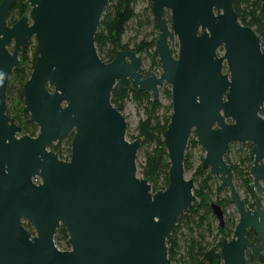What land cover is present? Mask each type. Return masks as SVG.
I'll list each match as a JSON object with an SVG mask.
<instances>
[{"label": "water", "instance_id": "1", "mask_svg": "<svg viewBox=\"0 0 264 264\" xmlns=\"http://www.w3.org/2000/svg\"><path fill=\"white\" fill-rule=\"evenodd\" d=\"M20 1L0 4V264H171L168 240L198 203L195 180L185 177L192 136L206 152L203 170L222 178L240 214L234 237L222 242L223 264H248V254L259 261L263 203L246 206L225 160L232 145L251 144L252 188L264 194V52L240 22L236 0H150L162 74L148 78L136 52L120 51L111 63L99 56L96 36L113 0H26L29 14L11 26ZM32 40L37 61L23 86V112L37 137L7 115L10 78ZM165 85L173 108L164 136L169 186L153 193L139 178L142 140L127 139L112 94L123 86L158 101ZM70 137L71 158L63 161L50 148ZM211 209L224 227L223 208ZM61 228L70 251L55 243Z\"/></svg>", "mask_w": 264, "mask_h": 264}, {"label": "trees", "instance_id": "2", "mask_svg": "<svg viewBox=\"0 0 264 264\" xmlns=\"http://www.w3.org/2000/svg\"><path fill=\"white\" fill-rule=\"evenodd\" d=\"M139 0H113L106 8L103 15L97 36L96 48L101 60L105 63H111L118 52L133 51L139 56L147 55L158 70H161L159 57L156 49L157 41L142 40L135 43L122 42L127 26L132 22H137L135 5ZM150 12L153 17L154 27L158 30L157 19L153 13L150 0ZM1 4V0H0ZM235 10L239 16L242 25L251 28L261 40L264 50V17L262 14V0H236ZM30 7L26 0H21L14 6L9 15V24L12 26L28 15ZM169 23L171 18L168 16ZM138 25L143 28L147 24H152L149 17ZM131 46L133 48H131ZM28 50L25 49L20 54V66L17 68L9 83L7 94V115L15 120L16 124L22 128L23 134L31 137H37L39 129L36 125L29 123V118L24 115L23 86L30 79L37 61V47H33L32 56L29 57ZM154 67V68H155ZM153 68V69H154ZM146 78L153 76L154 71H142ZM163 88V87H162ZM161 88V90H162ZM163 92L166 98L171 99V88L165 86ZM127 101H131L137 107L140 117L136 127V136L131 137V141L142 140V146L139 151L137 164L139 174L156 189L166 190L169 186L168 153L164 144V136L171 122L173 113L172 104L165 106L160 100L154 101L151 94L134 91L131 88L118 86L112 94V104L121 107L122 112ZM264 118V112L261 113ZM72 137L61 144L52 146L50 149L55 152L63 161H69L71 158ZM236 149L235 151H233ZM139 156V155H138ZM227 164L232 168L234 181L243 183L249 193L255 197V192L251 189L253 179L250 176V170L254 165V156L252 146L232 145L225 158ZM190 155L186 154L185 171L192 169ZM197 176L203 178L200 184V190L195 191L198 203L185 215L180 218L176 232L168 240L169 259L171 264H223L222 242L229 239L231 231L229 223L225 226L215 228L216 217L211 209V204L216 203L223 208L232 205L229 191L220 187L213 190L210 185L212 175L203 170V164L197 171ZM158 185H162L158 188ZM221 186V185H220ZM214 193L224 195L223 199L213 202L211 196ZM247 206L248 203L245 201ZM253 207V206H252ZM251 207V208H252ZM254 208V207H253ZM239 224V222H238ZM238 224L232 223V228ZM29 232L34 234L31 225L25 224ZM218 230V234L215 231ZM249 238L259 244L258 236L251 232ZM55 243L61 251H69V237L64 228H61L56 236ZM249 264H264V256L259 261L254 260L248 255Z\"/></svg>", "mask_w": 264, "mask_h": 264}, {"label": "rangeland", "instance_id": "3", "mask_svg": "<svg viewBox=\"0 0 264 264\" xmlns=\"http://www.w3.org/2000/svg\"><path fill=\"white\" fill-rule=\"evenodd\" d=\"M135 13L137 14V17H138L137 22L132 21L127 26V29H126V32H125V35L123 37L122 42L124 44H127L128 42L133 41L135 44V43L141 42L142 40L157 41L159 38V31L155 29L154 23H152L154 21V19L151 16L149 1L148 0H139L137 2V4L135 5ZM148 17H149L150 22L152 24H147V25L143 26V28H141L138 25V21L141 20L142 22H145L144 20ZM35 44H36L35 40H32L30 42L29 46L26 48L29 52L28 53L29 57L32 56L33 47ZM131 48H133V47L131 46ZM9 49H10V51H12L13 46H10ZM178 49H179L178 44H176V46L174 48L175 56H177V54H178ZM218 55H219V57H223L225 55L224 49H220L218 52ZM139 57L142 59V62H143L142 63V71L143 70L144 71H154L155 75H157L158 77L161 76L162 69L158 70L157 67L154 66L152 60L147 55L139 56ZM165 86H163V88H165ZM163 88H162V90L160 89L159 100L165 106H168V105L172 104V101L170 99L166 98V96L163 92ZM263 112H264V110H263ZM123 115L126 118L127 124H128L127 139L129 141H131V137L136 136L135 130H136V127L138 125L140 117H142V114L139 115V112L137 111V107L134 103H132L131 101H127L125 106H124ZM236 145H239V144H236ZM249 145H251V144H249ZM235 150L236 149H234L233 151H235ZM186 154L190 155L191 164H192L193 168L190 171H185V177L187 180L194 179L195 180L194 192L197 190L199 191L200 190V184L203 181L202 180L203 178L202 179L199 178L196 173L199 170V167L203 164V162L205 160L206 152L202 149L201 146H199V144L197 143V140L195 139L194 136H192V138L189 142ZM140 156L141 155L139 154L138 157H140ZM140 160H141V157H140ZM206 172H210V170H206ZM139 178H142L140 174H139ZM222 181H223L222 178H217V180H216V178L213 177L212 181L210 183L213 190L216 191L217 188L220 187V185L222 184ZM217 182H218V184H217ZM235 185H236L237 189L239 190L243 200L248 203L249 209L255 210L256 205L259 201H261L263 203V207H264V194H262L261 196L258 195L255 192V190L251 187L253 192H255V197H254V195H252V193L248 192L246 186H244L243 183H239V182L235 181ZM161 186L162 185H158V188H160ZM151 187H152L153 193H157V192L161 191V189H159V190L156 189V187L154 185H151ZM211 198H212L213 202H216L219 199H223L224 195H219L218 193H214V195L211 196ZM226 221L229 223L228 226H229V230L231 231V236H230L229 240H231L233 238L234 232H235V228H232V223L238 224V222L240 221V214L234 205L228 206L226 208ZM214 227L215 228L218 227V221L217 220L215 222ZM215 234H218V230L215 231ZM70 250H71V247H70L69 251Z\"/></svg>", "mask_w": 264, "mask_h": 264}, {"label": "flooded vegetation", "instance_id": "4", "mask_svg": "<svg viewBox=\"0 0 264 264\" xmlns=\"http://www.w3.org/2000/svg\"><path fill=\"white\" fill-rule=\"evenodd\" d=\"M168 16H170L169 14L167 15V20H168V22H169V19H168ZM169 24H171V23H169ZM262 43H263V40H262ZM262 50H263V48H262ZM263 52H264V50H263ZM240 145V144H239ZM247 145V144H246ZM230 196V195H229ZM245 202V201H244ZM233 205V204H232ZM221 206V205H220ZM247 206V205H246ZM222 207V206H221ZM248 207V206H247ZM223 208V207H222ZM223 211H224V216H225V223H226V209L225 208H223ZM218 221V220H217ZM218 224H219V222H218ZM220 225V224H219ZM251 233V232H250ZM249 233V234H250ZM234 237V236H233ZM250 239V238H249ZM229 240V239H228ZM232 240V239H231ZM251 240V239H250ZM252 241V240H251ZM255 243V242H254ZM256 244V243H255ZM258 245V244H257ZM248 255H251V254H248ZM248 255H247V260H248ZM264 256V255H263ZM262 258V257H261ZM249 264V263H248Z\"/></svg>", "mask_w": 264, "mask_h": 264}, {"label": "built area", "instance_id": "5", "mask_svg": "<svg viewBox=\"0 0 264 264\" xmlns=\"http://www.w3.org/2000/svg\"><path fill=\"white\" fill-rule=\"evenodd\" d=\"M35 180L40 181L39 179H35Z\"/></svg>", "mask_w": 264, "mask_h": 264}]
</instances>
